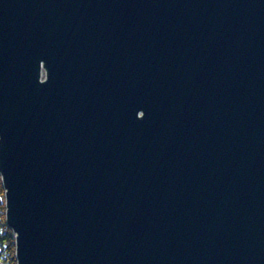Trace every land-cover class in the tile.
<instances>
[{
	"label": "water",
	"instance_id": "1",
	"mask_svg": "<svg viewBox=\"0 0 264 264\" xmlns=\"http://www.w3.org/2000/svg\"><path fill=\"white\" fill-rule=\"evenodd\" d=\"M0 179L16 264H264V0H0Z\"/></svg>",
	"mask_w": 264,
	"mask_h": 264
},
{
	"label": "trees",
	"instance_id": "2",
	"mask_svg": "<svg viewBox=\"0 0 264 264\" xmlns=\"http://www.w3.org/2000/svg\"><path fill=\"white\" fill-rule=\"evenodd\" d=\"M3 195V186L0 179V197ZM0 225L4 226L5 231L0 233V261L2 264H16L14 255L15 243L14 236L4 220V205L0 201Z\"/></svg>",
	"mask_w": 264,
	"mask_h": 264
},
{
	"label": "built area",
	"instance_id": "3",
	"mask_svg": "<svg viewBox=\"0 0 264 264\" xmlns=\"http://www.w3.org/2000/svg\"><path fill=\"white\" fill-rule=\"evenodd\" d=\"M4 231H5L4 226H1V225H0V233H1V232H4Z\"/></svg>",
	"mask_w": 264,
	"mask_h": 264
},
{
	"label": "rangeland",
	"instance_id": "4",
	"mask_svg": "<svg viewBox=\"0 0 264 264\" xmlns=\"http://www.w3.org/2000/svg\"><path fill=\"white\" fill-rule=\"evenodd\" d=\"M4 198L3 195L0 197V201L3 202Z\"/></svg>",
	"mask_w": 264,
	"mask_h": 264
}]
</instances>
